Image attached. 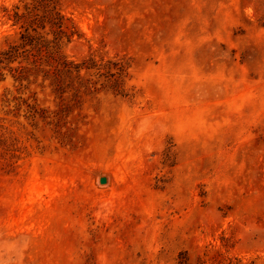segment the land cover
Masks as SVG:
<instances>
[{
    "label": "rangeland",
    "instance_id": "1",
    "mask_svg": "<svg viewBox=\"0 0 264 264\" xmlns=\"http://www.w3.org/2000/svg\"><path fill=\"white\" fill-rule=\"evenodd\" d=\"M53 6L51 53L100 72L0 65V264H264V0Z\"/></svg>",
    "mask_w": 264,
    "mask_h": 264
},
{
    "label": "trees",
    "instance_id": "2",
    "mask_svg": "<svg viewBox=\"0 0 264 264\" xmlns=\"http://www.w3.org/2000/svg\"><path fill=\"white\" fill-rule=\"evenodd\" d=\"M18 7L14 9L12 14H8L12 18L14 24L23 22L27 25L24 32L20 34L19 43L11 45L7 50L0 52V65L3 63L11 64L18 59L20 63L24 62L31 66V69L19 66L14 69L16 75L13 77L17 81L26 80L22 74L33 70L35 76L43 73L44 77L48 74L44 71V67L51 68V60L55 65L57 77L61 79H69L71 75L75 74L76 78L81 79L80 73H89L90 71L100 72V67L91 59L84 60L79 64L65 60L63 57H55V52L51 53V48L56 49L60 39L65 37L67 42L70 41L74 34V27L72 25L63 24V17L55 10L53 0H38L34 1L29 7L25 6V13H19ZM7 12L6 10H4ZM48 26L51 29H56L53 32L54 41H48L43 34L37 33V30L43 31ZM34 34H30L28 30ZM32 58L31 61L29 59ZM106 74L109 77H116L118 79L126 75V63L120 61H108L103 65ZM113 69V70H112ZM114 71V73H112ZM111 73V74H110ZM2 73L0 69V81L2 80ZM31 116H34L33 114Z\"/></svg>",
    "mask_w": 264,
    "mask_h": 264
},
{
    "label": "water",
    "instance_id": "3",
    "mask_svg": "<svg viewBox=\"0 0 264 264\" xmlns=\"http://www.w3.org/2000/svg\"><path fill=\"white\" fill-rule=\"evenodd\" d=\"M100 183H101V184L105 183V178H101V179H100Z\"/></svg>",
    "mask_w": 264,
    "mask_h": 264
}]
</instances>
